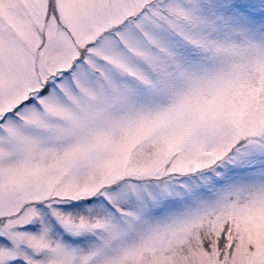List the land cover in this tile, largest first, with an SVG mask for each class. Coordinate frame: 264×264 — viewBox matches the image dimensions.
Returning a JSON list of instances; mask_svg holds the SVG:
<instances>
[{
    "label": "snow or ice",
    "instance_id": "obj_1",
    "mask_svg": "<svg viewBox=\"0 0 264 264\" xmlns=\"http://www.w3.org/2000/svg\"><path fill=\"white\" fill-rule=\"evenodd\" d=\"M0 264H264V0H0Z\"/></svg>",
    "mask_w": 264,
    "mask_h": 264
}]
</instances>
